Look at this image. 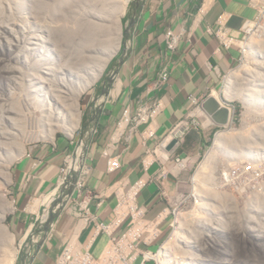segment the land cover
Instances as JSON below:
<instances>
[{"label":"rangeland","instance_id":"obj_1","mask_svg":"<svg viewBox=\"0 0 264 264\" xmlns=\"http://www.w3.org/2000/svg\"><path fill=\"white\" fill-rule=\"evenodd\" d=\"M114 1L0 0V164L8 168L11 181L6 186L0 183V190L10 202L15 162L31 148L61 137L80 146L90 137L91 118L131 37L125 29L134 0H128L123 8L120 48L102 64L101 71L97 70L99 73L92 84L89 79L96 62L89 64L91 68L78 70L77 62H72L75 56L71 50H77L75 34L80 36L79 29L83 28L77 24L84 23L80 16L92 10L87 8L105 3L112 7ZM81 6L79 17L69 16L71 10ZM75 30L79 33H73ZM249 41L254 43L257 57L255 54L251 57L244 49L239 63L225 74L212 94L229 110V130L227 124L220 125L208 116L203 104L197 109L205 125L197 124L198 130L206 133L205 145L198 158L184 157L185 162L175 171L177 184L167 195L169 216L174 222V231L167 243L174 244L163 255L159 254L162 261L169 263L175 253L176 258L170 260L172 264H209V255H216L219 262L225 260L227 264H264V242L259 244L260 235H264V25L261 33L244 41L243 46ZM234 73L239 76L232 82L235 85L228 88L226 78ZM73 97H78L80 117L75 112ZM57 116L74 124L72 136L57 126L53 129V139L45 137L44 131L50 129L48 126ZM226 129L230 137L216 151L215 138ZM212 149L215 157L203 166ZM2 166L0 181L5 173ZM14 205L15 209L12 207L5 214L4 223L9 229L10 216L16 210ZM217 228L220 233L215 232ZM205 233H210L215 242L221 240L223 260L222 251L216 249L215 243L206 246ZM189 236L193 237L194 246L186 242ZM18 238L14 235L5 248L0 240V264H20L23 249Z\"/></svg>","mask_w":264,"mask_h":264},{"label":"crops","instance_id":"obj_2","mask_svg":"<svg viewBox=\"0 0 264 264\" xmlns=\"http://www.w3.org/2000/svg\"><path fill=\"white\" fill-rule=\"evenodd\" d=\"M134 2L129 14V17L136 14L129 32L131 37L113 69L116 72L114 82L91 118L90 137L81 147L83 162L92 166L86 178L87 187L92 190H106L111 183L122 177L133 183L159 169L161 164L158 161L149 168L144 164L149 158H146L148 150L156 148L157 143L179 120L191 114L202 118L197 111H193L192 97L202 98L213 94L225 74L239 63L243 26L246 19L255 15L249 0H142L139 7ZM221 27L234 37L233 45L224 46L214 34L213 31ZM170 28L185 32L174 52L167 49L165 39V33ZM209 28L212 32L208 31ZM164 65L168 68L169 78L160 88L154 89L153 82ZM156 96L163 99L165 106L151 124L154 136L146 134L147 125L144 124L134 134L129 146L121 142L115 150L120 154L121 167L110 172L104 150L124 108ZM205 134L192 129L180 147L165 150L162 162H169L167 156L198 158L205 145ZM76 145L68 138L61 137L55 142L35 145L15 162L11 188L16 210L10 216L9 226L14 235L19 237L18 240L31 230L37 214L51 200L62 174L61 167L67 154L73 153ZM167 167V178L158 183L148 182L140 193L139 202L147 206L150 216L169 207L167 195L177 184L178 175L171 166ZM162 190H165V195ZM61 197L66 202L62 204L58 198L55 208H59L58 204L64 205V208L60 207L50 230L47 233L44 230L46 238L30 244L29 251L24 254V264H57V257L71 236L76 222L72 199L68 201L69 196ZM115 205L116 198L112 196L94 210L108 221L114 216ZM13 207L15 209L14 202ZM161 227L162 240L170 229L168 218ZM92 231L93 227L89 226L82 232L80 238L83 243L88 241ZM121 232L122 228H119L117 233ZM107 241V235L99 236L92 244V252L98 255Z\"/></svg>","mask_w":264,"mask_h":264},{"label":"built area","instance_id":"obj_3","mask_svg":"<svg viewBox=\"0 0 264 264\" xmlns=\"http://www.w3.org/2000/svg\"><path fill=\"white\" fill-rule=\"evenodd\" d=\"M248 3L255 10V15L252 18L246 19L244 23V34L239 45L241 56L243 50H246L248 43L243 46L244 41L254 35L260 34L264 25V0H249ZM208 31L212 32V29L209 28ZM226 31L225 28L221 27L213 32L221 44L231 46L234 44V37ZM183 35L185 36L183 30L168 29L165 33L167 49L174 52ZM187 40L189 39L187 38ZM168 78L169 71L167 66L164 65L158 73L157 79L153 82V88H160ZM206 98L192 97L194 113L202 106ZM164 106L163 99L156 96L148 100H139L137 105L131 106L129 104L124 108L104 150V155L108 158V170L110 172H114L121 167L120 154L115 151L121 142L129 146L134 134L144 124L147 125L146 134L154 136V130L150 127ZM199 122H202V127L205 126L201 117H194L193 114L186 116L171 127L168 133L157 143L156 148L148 150L146 158H149L145 160L144 164L149 168L151 164L158 161L161 166L157 171L151 173L146 178L141 177L133 183L126 177L119 178L111 183L106 190H92L87 187L86 178L92 171V166L83 162L84 153H82L83 150L81 151L82 145L78 146L77 144L74 152L66 156L65 163L61 167L62 174L54 189L55 192L51 195V200L44 206L43 211L37 214L34 222L31 224V230L20 239V247L23 249V257L20 258V264L25 263L24 254L29 251L30 244L38 243L43 238H46L45 235L53 224L52 221L49 230H45V225L51 214L53 212L57 213L61 208H64V205L61 204H58V209L55 208L57 203L55 201L58 198L61 199L62 204L66 202L61 196H69L68 201L72 199V207H74L73 215L76 222L71 236L57 257V264H136L137 262L138 264H167V260L162 261L157 259V253L174 230V222L171 221L169 216V207H166L164 211L154 216H150L147 206L140 204L139 196L148 182L158 183L167 178L169 172L167 165L171 166L174 172L178 170L177 168L181 166L186 158L180 156L170 158V156H167L166 159H169L167 163L162 162L161 159L164 158L165 150L169 149L168 147L173 140H176V142L170 150H176L180 147L188 132L192 129H198L197 124ZM77 165H79V170L76 168ZM162 193L165 195V190H162ZM112 196L116 198V205L113 209L114 216L111 220L106 221L99 216L94 208H100L105 200ZM12 201L15 204L14 199ZM166 218L169 220L170 229L166 237L161 240L163 233L161 225ZM89 226L93 227L92 234L88 241L83 243L80 238L81 234ZM119 228H122L120 234L117 233ZM101 235H107L108 241L102 251L98 255H95L91 247L94 241ZM152 246L156 247L152 248ZM175 258L174 253L170 260H174ZM170 260L168 264H172ZM181 261L182 263L184 262L183 259Z\"/></svg>","mask_w":264,"mask_h":264},{"label":"bare ground","instance_id":"obj_4","mask_svg":"<svg viewBox=\"0 0 264 264\" xmlns=\"http://www.w3.org/2000/svg\"><path fill=\"white\" fill-rule=\"evenodd\" d=\"M66 1H68V0H63V2H66ZM127 1L128 0H115L113 2L114 5L112 7H108L109 5L108 4L106 5V3L102 4V5H96V6L92 7V8H87V9H92V10H88L85 14L80 16V18H82L84 20V23H78L77 24V27H79V25H81L83 27V28L79 29V30H82L81 34L78 32V30H75L76 32L75 31L73 32V33H79L80 36L75 34V37L76 38L78 37L77 46H76L77 50H71L73 55L75 56L72 62H77L78 70H80V69L84 70V68L90 67V65H91L90 63L96 62L94 64V68L92 69L94 71L92 73V75H93L92 78L90 76L89 84L90 83L92 84L94 82V79L97 77V75L99 73V72L97 73V70L100 69L102 64L104 62H108L110 57H112V54L116 50H118L120 48L121 37H122L121 17L124 14V9L123 8H124L125 4L127 3ZM81 8H82V6L71 10L69 12V16L71 14H76L77 17H79L78 13L81 11ZM87 9L83 8V11H85ZM88 12H89V14H88ZM98 42L101 44V46H99ZM252 48H253V51H251ZM254 48H255L254 47V43L252 41H249L247 43V45H246V50H247L248 54L251 57H253V54H255L256 57L258 55V51L255 52ZM262 52H264V50H262ZM109 54H111V55L109 56ZM259 54H260V51H259ZM259 56H262V55H259ZM263 56H264V54H263ZM68 58L70 59V55L68 56ZM99 71H101V70H99ZM237 76H239L238 73L230 74V75L227 76L226 79L228 81L227 82L228 85L227 84L226 85L228 86V88H229L230 85H235V82H234V84H232V82L235 80V78ZM83 78L87 79L88 77L84 76ZM84 88H86V87H84ZM84 88H82V90ZM78 90H79V88H78ZM76 92H79V93H77L78 95L81 94L80 90L76 91ZM69 94H71V93H68V95ZM73 96H74V94H73ZM78 97L80 98V96H78ZM78 97H73V102H74V105H75L74 106L75 107V112L80 117L81 116V109H80V103H78ZM247 97H245L246 101H247ZM249 97L251 99L252 92L249 95ZM62 98H64V97H62ZM57 112H58V110H57ZM70 114H71V112H70ZM74 115H75V113H74ZM54 120L55 121H52V125L48 126V128H50V129H47V130L44 131L45 137L53 139L54 138L53 129H55L57 126L58 127L60 126V128L63 129L67 134H69V135L73 134V132L75 130V127L73 126L74 124L71 125V123H69V121L64 122V120H59L58 116L55 117ZM29 121H31V120H29ZM56 123L58 125H56ZM75 123H77V120H75ZM31 125H32V123H31ZM48 125H49V123H48ZM227 125H228V123H227ZM229 127H230V125H228V127H227L228 130H229ZM227 129H226V131H224V132L221 131L219 134H217V136L215 138V142H214L215 146H213V148L216 149V151L218 149H222L223 145L229 139L231 133L228 132ZM214 149H212L211 152H209L208 157H207L208 159L203 163V166H206L207 164H209V162H211L212 159L215 157V153L216 152H215ZM81 151H82V149H81ZM4 164H6V163H4ZM0 166H2V164H0ZM3 166H2V168H3ZM6 166H8V165H6ZM78 166L79 165H77L76 168H78ZM4 169H5V173H3L4 176H3V178L0 181L2 186L3 185L6 186V185H8L11 182L10 181V172H9L8 168H3V170ZM12 207H13V201L10 202L8 200L5 192L0 190V240H1L2 244L4 245V248H5V245H7V244L9 245L10 239L14 236L13 233L12 234L9 233V228L4 223L5 214L7 212H9V210ZM173 231H172V233H173ZM245 231H243V232H245ZM215 232L220 233V229L217 228V230H215ZM178 233L179 232L177 230L176 234H178ZM205 234H206V237H205L204 241L206 242V246L207 245H211L212 243H215L216 246H217L216 249L218 251H222V254H221L222 256L221 257H222V260H223V257H224L225 254H223L224 253V248L220 247L222 245L221 240H218V241L215 242L214 237H212V235L210 233H205ZM11 235H12V237L9 238V236H11ZM192 239H193L192 236L186 237V242L189 243L190 245L194 246V243L192 242ZM263 239H264V235L261 234L260 237H259V241H260L259 244L260 245H261V242H264ZM211 241H213V242H211ZM166 243H167V241L163 244L162 248L157 253V259L158 260H161V258H162L161 256H159V254L161 253L163 255V253L168 251L169 249H171L172 244H174V242H170V241L167 244ZM260 245H258L257 248L260 249V247H259ZM193 248H192V251L194 250ZM7 250H8V248H7ZM7 252H8L7 254L10 256V253H9L10 250L7 251ZM170 252L167 255L168 257H169ZM209 259H210L209 264H215V263H217V264H227V262H225V260H223L222 262H219L220 258H217L216 255H214V256L209 255ZM198 262H199V260H198ZM229 262H231V261L229 260ZM166 263H168V262L166 261Z\"/></svg>","mask_w":264,"mask_h":264},{"label":"water","instance_id":"obj_5","mask_svg":"<svg viewBox=\"0 0 264 264\" xmlns=\"http://www.w3.org/2000/svg\"><path fill=\"white\" fill-rule=\"evenodd\" d=\"M134 3L139 7L142 3V0H135ZM135 20H136V14H133V16H131L129 19V24L126 26L125 33L128 34L130 32ZM115 76H116V72L114 71V72H112L111 76L109 77L108 83L102 92L101 100H103L107 96V94L109 92V88H110L111 84L114 82ZM100 107H101V105H100ZM203 108L207 112V114H209L215 120L216 123H218L220 125L228 123V121H229V110H228V108L222 106L220 104L219 100L215 96H213L212 94L209 95L205 99V101L203 102ZM175 142H176V140H173L170 143V145L168 147L169 150L173 147ZM56 214L57 213L51 214L48 222L45 225V230H49L51 222L54 220V217Z\"/></svg>","mask_w":264,"mask_h":264}]
</instances>
